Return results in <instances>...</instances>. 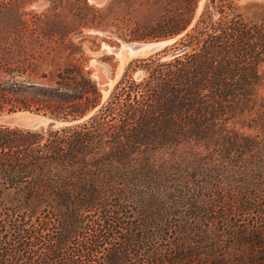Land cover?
Wrapping results in <instances>:
<instances>
[{
	"label": "trees",
	"instance_id": "1",
	"mask_svg": "<svg viewBox=\"0 0 264 264\" xmlns=\"http://www.w3.org/2000/svg\"><path fill=\"white\" fill-rule=\"evenodd\" d=\"M82 2L53 29L105 27ZM195 5L134 35L185 31L103 101L67 35L2 22L0 115L86 118L0 124V264H264V5L210 0L187 28Z\"/></svg>",
	"mask_w": 264,
	"mask_h": 264
},
{
	"label": "rangeland",
	"instance_id": "2",
	"mask_svg": "<svg viewBox=\"0 0 264 264\" xmlns=\"http://www.w3.org/2000/svg\"><path fill=\"white\" fill-rule=\"evenodd\" d=\"M228 1H231L237 13L250 19L260 10L257 6L264 5V0H225V2ZM87 2L96 9L109 8L103 13L107 23L105 27L96 28L93 26L81 27L74 25L70 31L62 28L53 29L54 24H67L86 13L84 12L82 0H0V26L6 19L20 16L28 24V29L30 30L33 27V21L41 18L43 20L40 23L42 29L37 32L48 35L51 33L67 35L75 47L78 48L79 54L77 56H82V65H85V68L90 71L92 79L95 80L100 90L102 101L109 96L113 87L121 79L127 65H140L139 63L131 62L147 58L126 57L124 61H121L119 55L115 53L116 49L128 43H148L168 38H173L175 41L185 32L182 31L176 35L160 38H153L150 35L143 39L133 38L134 35L150 33V27L156 21L171 14L176 0H105L100 5L94 4L91 0H87ZM209 4L210 0H196V5L191 15V22L187 28H190L195 23L201 12L209 7ZM88 16L91 17L92 13H89ZM173 42L155 54H159L163 58L164 50ZM2 53L0 51V57ZM140 72L139 69H136L129 73L133 78H137ZM100 78L104 80V83H99ZM261 94L264 95V86L261 89ZM21 115L45 116L41 113L27 110L5 112L0 115V124L24 127L18 121ZM85 118L86 116L78 120H55V122L65 121L66 124H57L56 122L52 126H65L81 122Z\"/></svg>",
	"mask_w": 264,
	"mask_h": 264
},
{
	"label": "water",
	"instance_id": "3",
	"mask_svg": "<svg viewBox=\"0 0 264 264\" xmlns=\"http://www.w3.org/2000/svg\"><path fill=\"white\" fill-rule=\"evenodd\" d=\"M91 1L96 5H100L103 2H105V0H91ZM173 41H174L173 38H168V39L155 40L148 43H128L122 46L121 48L116 49L115 53H117L118 55L125 54L126 57H133V58L148 57L161 51ZM99 83L100 84L104 83V80L100 78ZM18 121L21 122V124L25 128H29V129H39L49 125H53L57 122L45 116H37V115H21L18 118ZM57 124H66V122L59 121L57 122Z\"/></svg>",
	"mask_w": 264,
	"mask_h": 264
},
{
	"label": "bare ground",
	"instance_id": "4",
	"mask_svg": "<svg viewBox=\"0 0 264 264\" xmlns=\"http://www.w3.org/2000/svg\"><path fill=\"white\" fill-rule=\"evenodd\" d=\"M120 60L124 61V58H126L125 54H119Z\"/></svg>",
	"mask_w": 264,
	"mask_h": 264
}]
</instances>
